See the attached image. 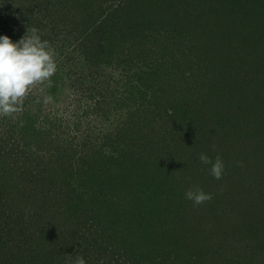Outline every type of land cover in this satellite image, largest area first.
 Here are the masks:
<instances>
[{"label": "trees", "instance_id": "trees-1", "mask_svg": "<svg viewBox=\"0 0 264 264\" xmlns=\"http://www.w3.org/2000/svg\"><path fill=\"white\" fill-rule=\"evenodd\" d=\"M151 2L139 0L138 6L152 11ZM92 4V0H0V35L15 42L36 28L51 44L69 25L86 23L78 31L86 35L80 37L76 31L71 53L58 51L56 58L68 62L79 51L83 70L91 75L120 49L129 55L139 50L143 61L151 52L150 62L131 74L139 79L122 108L127 125L132 118L147 119L155 98L163 93L158 85L161 62L153 57L170 47L169 34L162 28L166 19L160 16L150 22L153 28L161 27L162 44L146 49L144 55L138 41L142 30L126 27L129 22L120 24L125 12L114 9L105 15L103 4L97 8L101 13L94 15ZM135 23L147 25L146 19ZM119 37L124 48L115 44ZM257 43L260 56L264 43L260 38ZM121 56L117 53V58ZM204 63L199 74L206 83L202 87L206 100L198 105L196 84L189 97L172 98L171 114L159 107L167 117L164 133L155 140L154 157L146 161L143 153L136 167L124 163L127 144L123 149L119 144L121 139L132 141L131 127L117 137V132L93 134L95 121L109 113L103 108L104 95L62 125L40 123L35 112V101L43 97L40 89L29 92L19 111L0 116V264H76L81 256L86 264H264V104L255 99L260 90L249 98V109L239 103L221 105L227 88L223 82L214 84L216 63ZM253 85L250 82L251 89ZM87 117L93 119L84 126L82 118ZM149 124L144 125L146 130L152 129ZM192 152L197 158L206 153L213 161L227 156L222 178L211 175V165L183 157ZM180 159L187 184L176 180ZM198 185L211 199L196 205L186 192Z\"/></svg>", "mask_w": 264, "mask_h": 264}, {"label": "rangeland", "instance_id": "rangeland-1", "mask_svg": "<svg viewBox=\"0 0 264 264\" xmlns=\"http://www.w3.org/2000/svg\"><path fill=\"white\" fill-rule=\"evenodd\" d=\"M151 1L154 8L152 11H142L143 8L138 6L139 0H116L112 4L102 0H92L94 4L90 6L94 15L101 13L97 8L103 4L105 11L102 13L105 15L111 14L114 9L119 14L125 12L120 24L129 22L130 25H126V27L131 29L136 27L137 30H142L138 41L143 45L141 49H144V55L146 49L149 48L151 51L157 46L160 48L162 44L158 41L163 33L158 30L161 27L153 28L149 26L150 22H157L160 20V16L166 19L162 28H165L163 29L165 35L169 34L167 44H170V47L167 48V51L157 53L153 57V59L159 57V62H161L158 85L163 93L160 98H155L153 102L155 108L151 106V112L146 117L147 119L132 118L131 124L127 125L122 108H126L124 104L130 101V90H133L132 87L136 86L139 79L138 76L130 78L131 74L139 72V68L142 69V66L150 62L151 52L149 53L150 57L143 61L138 57L139 50L135 54L129 55L123 53V49H120V52L117 49V53L122 55L120 58H117V53L113 50L116 53L113 60L106 59L98 71L91 75L83 70L84 59L78 51L71 56L68 62L56 58L58 71L50 78V82L37 83L30 90L36 93V90L40 89L43 93L42 99L35 101L37 104L35 112L40 116V123L43 122L46 124L43 126L50 127L53 125L51 122L55 121H58V124L61 123L60 125L69 120L73 122V118L81 115L88 106H94V100H103L102 95H104L106 100L103 108L106 109V113L109 110V113L106 114L104 120L95 121L98 126L92 128L93 134L97 136L100 133L106 135L117 132L114 134L117 137L120 131V134L125 135L128 133V126L131 127L132 141L130 143L124 139L119 141L122 149L127 144V156L124 158L126 160L124 163L131 168L137 166L141 161V156H144L143 153L148 156L146 161L154 157L155 140L161 139L164 133L162 132L165 128L164 124L167 122L165 114L158 112L159 107L168 109V114H171L172 108H174V104H171L172 98H181L187 94L189 97L191 93L189 90L196 84L194 90L199 88L198 105L206 100L207 96H204L205 90L202 88L206 83L202 80V75L199 74V69H204L206 61L210 62V66L216 63L214 72L217 79L214 84L219 86L223 82L227 88L225 90L226 99L223 98L220 101L221 105H228L229 102L236 105L239 103L244 109H249V98H254L259 90L258 98L255 99L259 101L258 103L264 104V54L263 52L260 56L256 54L260 50L258 39L260 38L264 43V13L261 14L260 11L262 6L264 8V0H149V3ZM90 19L92 20V17ZM93 19H96V16ZM137 19L140 21L146 19L148 27L146 24L137 25L135 23ZM85 24H71L68 30L63 32L60 40L51 41L54 50L57 49L55 53L59 51L63 54H70L76 44L75 41H77L74 39L76 31L77 33L78 31L82 32ZM43 32L45 31L43 30ZM82 34L78 33L80 37ZM150 35L152 36L149 37ZM120 42L119 37L115 44L124 48ZM96 46L94 43L93 47ZM260 46L262 45L260 44ZM252 53H255V56L252 57ZM247 56L250 57L244 63ZM145 70L143 68L142 71ZM81 74L84 75L81 76ZM250 82L254 84L253 89L250 88ZM171 88L173 89L169 91ZM181 89L184 92L181 93ZM248 89L250 90L248 91ZM253 107L256 111L259 110L258 106L253 105ZM262 111H264V106ZM142 117L145 116L142 115ZM91 119L90 117L82 118L84 126ZM187 122L189 121L187 120ZM149 123H151L152 131L145 128ZM168 135L171 136L170 133ZM196 135L198 136V132ZM223 146H225L224 150L228 153L231 152L227 149V145ZM215 152L218 151L214 148ZM77 153L80 157L79 148ZM191 154V156L185 154L183 157L189 158L188 162L201 163L199 153L198 158L193 152ZM114 156L117 157L118 154L114 153ZM224 157L227 156H222L223 161ZM182 162L183 160L180 159L181 166L177 168L175 176L177 181L184 179V183L187 184L188 174L183 171ZM107 165L110 167L109 164ZM197 167L200 168V165ZM192 174L202 182L197 171H192ZM78 176L82 180L83 176L81 174ZM198 187L202 188L201 185Z\"/></svg>", "mask_w": 264, "mask_h": 264}, {"label": "clouds", "instance_id": "clouds-1", "mask_svg": "<svg viewBox=\"0 0 264 264\" xmlns=\"http://www.w3.org/2000/svg\"><path fill=\"white\" fill-rule=\"evenodd\" d=\"M58 71L56 53L49 41L42 38L39 30L29 29L18 41L8 35H0V116L19 111L23 99L31 88L40 82L49 81ZM200 161L211 165L210 172L216 179L225 174V163L220 156L213 161L206 153ZM186 198L199 205L211 199V194L202 188L193 187ZM76 264H86L81 256Z\"/></svg>", "mask_w": 264, "mask_h": 264}]
</instances>
